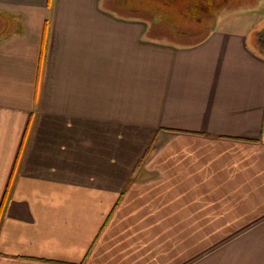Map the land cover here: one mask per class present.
Returning <instances> with one entry per match:
<instances>
[{
	"label": "crops",
	"instance_id": "1",
	"mask_svg": "<svg viewBox=\"0 0 264 264\" xmlns=\"http://www.w3.org/2000/svg\"><path fill=\"white\" fill-rule=\"evenodd\" d=\"M109 1L0 0V264H264L261 0L191 46Z\"/></svg>",
	"mask_w": 264,
	"mask_h": 264
},
{
	"label": "rangeland",
	"instance_id": "2",
	"mask_svg": "<svg viewBox=\"0 0 264 264\" xmlns=\"http://www.w3.org/2000/svg\"><path fill=\"white\" fill-rule=\"evenodd\" d=\"M205 1L210 2V4L213 3L212 5L215 8L212 10L211 14H209L210 17L215 14L216 10L222 12L224 10L222 6L224 5H226L227 9L235 10L237 7L241 6V8H243L254 2L253 0H123V4L128 9L138 11L141 15L148 13L152 21L150 24V36L152 40L156 39L159 42H169L171 44L175 42V44L179 45V43H190L206 32L209 33L208 31L219 22L216 20H208L209 22H207L206 18H203V16L206 17V15L201 13V8H203V6L207 8ZM110 2L109 0H104V6L106 8L110 7L121 11L122 16H127L129 14V12L124 11L120 7L116 8L115 5ZM201 5L202 7L200 8ZM256 5L258 7V12H251L253 14L251 18L254 19V23L256 22L253 24L255 28H251L252 30L248 34L247 45H250L261 55L264 54V0H261V2ZM207 12L209 13V10H207ZM249 13L250 12L247 14L249 15ZM0 14L4 16L3 12ZM245 17L246 16L243 15H236L230 20L236 21ZM256 19L258 20L256 21ZM241 21H243V19ZM207 24L208 28L204 29L202 26ZM249 24L251 25V22ZM7 27L8 25L5 26L3 20L0 21V34H2ZM178 34L179 36L175 37V35ZM256 42H258V48Z\"/></svg>",
	"mask_w": 264,
	"mask_h": 264
},
{
	"label": "flooded vegetation",
	"instance_id": "3",
	"mask_svg": "<svg viewBox=\"0 0 264 264\" xmlns=\"http://www.w3.org/2000/svg\"><path fill=\"white\" fill-rule=\"evenodd\" d=\"M117 1H119V2H122V0H117ZM206 2V4H207V8H205V6H203V8H201L202 7V5L200 6V8H201V13L202 14H204V15H206V17H204L203 15V18H206V20H207V22H209L208 20H210V15H209V13L207 12V10H209V12L211 11L212 12V10H214V7H213V5L212 4H210V2H208V1H205ZM222 8L223 9H227L226 8V5H224V6H222ZM133 10V9H132ZM210 12V13H211ZM140 14V13H139ZM138 14V15H139ZM202 27H204V29H206V28H208V24L207 25H204V26H202Z\"/></svg>",
	"mask_w": 264,
	"mask_h": 264
},
{
	"label": "trees",
	"instance_id": "4",
	"mask_svg": "<svg viewBox=\"0 0 264 264\" xmlns=\"http://www.w3.org/2000/svg\"><path fill=\"white\" fill-rule=\"evenodd\" d=\"M1 16H0V21H2L3 19H5V15L4 16H2V14H0ZM8 33V29H5L3 32H2V34H0V39L2 38V36L3 35H5V34H7ZM188 35V34H187ZM178 37L179 36V34L178 35H175V37ZM186 37H188V36H186ZM207 37V32L205 33V34H203L201 37H199V38H197L195 41H192V42H190V43H185V44H182L183 46H191V45H196V44H199V43H202V41L203 40H205V38Z\"/></svg>",
	"mask_w": 264,
	"mask_h": 264
}]
</instances>
